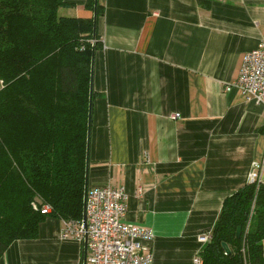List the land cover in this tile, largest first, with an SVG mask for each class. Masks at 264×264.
I'll use <instances>...</instances> for the list:
<instances>
[{
  "label": "crops",
  "instance_id": "1",
  "mask_svg": "<svg viewBox=\"0 0 264 264\" xmlns=\"http://www.w3.org/2000/svg\"><path fill=\"white\" fill-rule=\"evenodd\" d=\"M64 1L58 16L93 19L89 0ZM97 4L88 187L125 189L124 221L153 232L142 244L155 263L197 264L209 243L201 238L249 183L253 162L264 185V107L225 91L264 39V0ZM61 227L47 217L0 264H81V246L60 240Z\"/></svg>",
  "mask_w": 264,
  "mask_h": 264
},
{
  "label": "trees",
  "instance_id": "2",
  "mask_svg": "<svg viewBox=\"0 0 264 264\" xmlns=\"http://www.w3.org/2000/svg\"><path fill=\"white\" fill-rule=\"evenodd\" d=\"M69 6L0 0V258L12 242L36 239L47 217L83 218L103 10L94 0L85 4L95 11L94 29L93 19L58 16ZM45 205L51 210L41 214ZM263 240L264 185L248 183L223 201L201 264H264Z\"/></svg>",
  "mask_w": 264,
  "mask_h": 264
},
{
  "label": "built area",
  "instance_id": "3",
  "mask_svg": "<svg viewBox=\"0 0 264 264\" xmlns=\"http://www.w3.org/2000/svg\"><path fill=\"white\" fill-rule=\"evenodd\" d=\"M87 42L94 45L96 40ZM237 88L245 100L264 107V39L256 48L244 54L237 78L225 91ZM179 118V115H174ZM258 162H253L249 183L259 185ZM125 189L110 184L88 187L84 196L86 227L82 220L62 221L60 240H72L81 246V264H157L153 255L144 248L143 241L151 240L153 232L145 227L127 224ZM50 207L41 208L48 214ZM210 241V237H202ZM83 250L85 257L83 259ZM197 264L201 260L197 259Z\"/></svg>",
  "mask_w": 264,
  "mask_h": 264
},
{
  "label": "water",
  "instance_id": "4",
  "mask_svg": "<svg viewBox=\"0 0 264 264\" xmlns=\"http://www.w3.org/2000/svg\"><path fill=\"white\" fill-rule=\"evenodd\" d=\"M97 3V0H95V5ZM93 25H94V29H95V11H94V17H93ZM92 84H93V77H92V73H91V78H90V92H92ZM91 116H92V102L90 100V104H89V114H88V130H87V138L89 140L90 138V132H91ZM89 147V141H88V145ZM82 223L83 226L86 227V213H85V206H84V210H83V218H82ZM241 234V228L237 227L236 229V238H239ZM222 245L226 248V244L222 243ZM227 250V248H226ZM227 253H229V250H227ZM85 257V250H83V259Z\"/></svg>",
  "mask_w": 264,
  "mask_h": 264
}]
</instances>
